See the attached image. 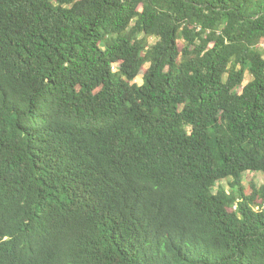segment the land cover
I'll list each match as a JSON object with an SVG mask.
<instances>
[{
    "label": "trees",
    "instance_id": "trees-1",
    "mask_svg": "<svg viewBox=\"0 0 264 264\" xmlns=\"http://www.w3.org/2000/svg\"><path fill=\"white\" fill-rule=\"evenodd\" d=\"M248 172L264 0H0V264H264Z\"/></svg>",
    "mask_w": 264,
    "mask_h": 264
},
{
    "label": "rangeland",
    "instance_id": "rangeland-1",
    "mask_svg": "<svg viewBox=\"0 0 264 264\" xmlns=\"http://www.w3.org/2000/svg\"><path fill=\"white\" fill-rule=\"evenodd\" d=\"M157 42L156 39H151L150 43L151 44H155ZM119 70V64H115L114 65V71L117 72ZM252 79L251 75L247 73L246 76V83L248 81H250ZM137 83H139L140 85L143 83V74H141L137 80ZM242 92V88L239 89V93ZM232 180L228 179V180H224L218 183V186L215 188V193L218 191L219 187H223L226 190H230V182ZM244 185L246 187V193H252V188L253 186H256L257 188H260L262 186H264V175H262L261 173H251L248 172L244 175Z\"/></svg>",
    "mask_w": 264,
    "mask_h": 264
}]
</instances>
